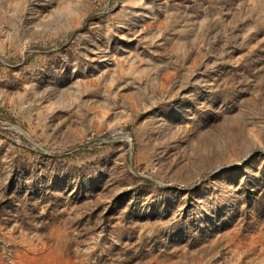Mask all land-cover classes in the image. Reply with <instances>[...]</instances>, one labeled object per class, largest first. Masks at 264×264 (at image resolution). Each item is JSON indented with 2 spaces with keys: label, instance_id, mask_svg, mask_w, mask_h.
Segmentation results:
<instances>
[{
  "label": "rangeland",
  "instance_id": "obj_1",
  "mask_svg": "<svg viewBox=\"0 0 264 264\" xmlns=\"http://www.w3.org/2000/svg\"><path fill=\"white\" fill-rule=\"evenodd\" d=\"M0 264H264V0H0Z\"/></svg>",
  "mask_w": 264,
  "mask_h": 264
}]
</instances>
